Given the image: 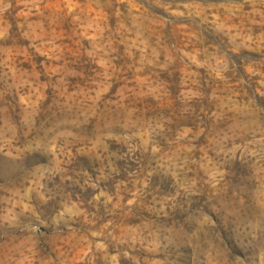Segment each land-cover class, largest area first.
I'll return each instance as SVG.
<instances>
[{
  "label": "rangeland",
  "instance_id": "obj_1",
  "mask_svg": "<svg viewBox=\"0 0 264 264\" xmlns=\"http://www.w3.org/2000/svg\"><path fill=\"white\" fill-rule=\"evenodd\" d=\"M0 264H264V0H0Z\"/></svg>",
  "mask_w": 264,
  "mask_h": 264
}]
</instances>
